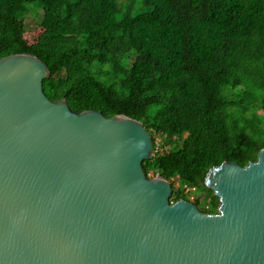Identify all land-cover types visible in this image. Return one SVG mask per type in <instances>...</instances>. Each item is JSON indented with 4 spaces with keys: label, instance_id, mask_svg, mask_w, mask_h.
<instances>
[{
    "label": "water",
    "instance_id": "95a60500",
    "mask_svg": "<svg viewBox=\"0 0 264 264\" xmlns=\"http://www.w3.org/2000/svg\"><path fill=\"white\" fill-rule=\"evenodd\" d=\"M49 77L35 56L0 60V264H264V148L210 170L206 214L147 177L142 122L53 102Z\"/></svg>",
    "mask_w": 264,
    "mask_h": 264
},
{
    "label": "trees",
    "instance_id": "16d2710c",
    "mask_svg": "<svg viewBox=\"0 0 264 264\" xmlns=\"http://www.w3.org/2000/svg\"><path fill=\"white\" fill-rule=\"evenodd\" d=\"M32 4L42 17L31 43ZM0 46V60L48 66L51 101L125 115L154 145L160 137L164 152L143 167L172 183V202L206 197L202 212L217 214L210 170L246 167L264 148V0H0Z\"/></svg>",
    "mask_w": 264,
    "mask_h": 264
},
{
    "label": "rangeland",
    "instance_id": "374dc122",
    "mask_svg": "<svg viewBox=\"0 0 264 264\" xmlns=\"http://www.w3.org/2000/svg\"><path fill=\"white\" fill-rule=\"evenodd\" d=\"M23 17H25L26 27L28 31L27 38L29 42L32 43L37 39L38 35L41 33L39 26L40 18L42 17L41 9L36 4H32L30 6L29 14L24 15ZM158 140L161 141V138H158ZM204 195L205 193L200 194L199 196L203 197ZM195 197L196 195L191 194V200H193ZM203 201L204 203H201L199 206L201 211H205V207L208 208V204L210 202V200H208L206 197H204Z\"/></svg>",
    "mask_w": 264,
    "mask_h": 264
},
{
    "label": "built area",
    "instance_id": "2783aa9c",
    "mask_svg": "<svg viewBox=\"0 0 264 264\" xmlns=\"http://www.w3.org/2000/svg\"><path fill=\"white\" fill-rule=\"evenodd\" d=\"M160 138V137H159ZM165 148L163 147V143H162V139L161 141L158 140V138L156 139V143L154 145V156L155 155H159V154H162L164 152ZM187 192H190V193H194L196 190L195 188H186Z\"/></svg>",
    "mask_w": 264,
    "mask_h": 264
}]
</instances>
